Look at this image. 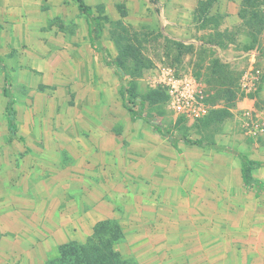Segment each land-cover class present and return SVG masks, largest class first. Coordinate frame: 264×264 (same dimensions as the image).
<instances>
[{
	"label": "rangeland",
	"instance_id": "obj_1",
	"mask_svg": "<svg viewBox=\"0 0 264 264\" xmlns=\"http://www.w3.org/2000/svg\"><path fill=\"white\" fill-rule=\"evenodd\" d=\"M57 1L75 6L74 12L56 15L54 0H0V52L24 155L30 156L28 170L70 166L66 138L81 135L88 141L112 124L122 140L114 165L145 171L147 186L141 194L158 202L222 197L230 170L237 167L240 141L264 138L262 6L256 7L258 17L243 8V22L223 31L224 18L207 16L211 4L199 3L194 16L183 17L188 26L185 36H178L167 30L175 25L165 23L159 0H83L102 21L101 43L112 57L120 54L123 60L120 79L89 47L86 17L76 0ZM218 39H225L224 46H217ZM167 68L200 80L207 106L201 119L172 110L154 83ZM122 80L134 100L143 103L142 118L134 122L120 103ZM246 99L255 100L249 111L242 105ZM147 120L206 147L179 143L178 152ZM80 169H88V160Z\"/></svg>",
	"mask_w": 264,
	"mask_h": 264
},
{
	"label": "crops",
	"instance_id": "obj_2",
	"mask_svg": "<svg viewBox=\"0 0 264 264\" xmlns=\"http://www.w3.org/2000/svg\"><path fill=\"white\" fill-rule=\"evenodd\" d=\"M54 1L56 15L74 12L75 6ZM159 1L165 23L175 25L167 30L178 36H185L188 26L183 17L194 16L199 3L206 1L211 4L207 16L224 18L221 30H235L234 25L243 22L239 17L243 0ZM261 6L264 9V0ZM218 40L217 46H224L225 39ZM0 58L4 73L0 79V264H46L60 246L85 242L94 227L107 220L118 222L122 229L123 239L115 251L127 264H264L262 136L246 137L239 144L240 154L261 164L251 170L256 186L244 185L237 158L236 170H230V183L219 198L158 202L141 194V187L147 186L145 171L114 165L121 157L122 140L112 124L88 141L81 135L67 137L70 166L28 170L30 156L24 155L17 113L15 134L9 133L1 52ZM254 101H242L245 110ZM85 160L88 169L81 170Z\"/></svg>",
	"mask_w": 264,
	"mask_h": 264
},
{
	"label": "trees",
	"instance_id": "obj_3",
	"mask_svg": "<svg viewBox=\"0 0 264 264\" xmlns=\"http://www.w3.org/2000/svg\"><path fill=\"white\" fill-rule=\"evenodd\" d=\"M263 0H243L239 17L243 20V8L253 9L251 16L258 17V10L256 7H260ZM78 11L86 17L87 33L89 36L90 48L100 53L104 64L107 67L112 68L113 73L120 79H122V73L120 66L123 60L120 54L117 57H112L107 48L103 46L100 40L102 21L99 16H95L92 9L84 3L83 0H76ZM125 16L124 14L122 15ZM263 21H257V24H262ZM113 41L119 51L118 42ZM0 69L2 68V61L0 58ZM4 96L7 98L6 113L7 124L9 133L15 134L16 126L14 124L16 112L13 108L15 100L10 92V83L8 76L5 75V88ZM120 98L121 105L129 115L131 122H134L138 118H142L141 110L143 107L142 102H137L131 94V91L127 87L125 80L121 81L120 86ZM137 107V108H136ZM147 123L157 130L159 134L164 136L170 146L179 152L177 143L181 142L186 145H193L199 148H205L206 145L200 140H191L187 137L178 138L170 133L169 128L159 127L157 124L147 120ZM236 157L241 162V176L243 183L246 187L255 185L256 181L251 177V170L255 167L261 166L258 162L248 160L245 156L238 153ZM123 239V233L118 222L113 220H107L98 223L93 230L90 237L83 243L69 242L63 246H60L57 251V255L48 260L46 264H127L126 260H123L119 254L115 251V246Z\"/></svg>",
	"mask_w": 264,
	"mask_h": 264
},
{
	"label": "built area",
	"instance_id": "obj_4",
	"mask_svg": "<svg viewBox=\"0 0 264 264\" xmlns=\"http://www.w3.org/2000/svg\"><path fill=\"white\" fill-rule=\"evenodd\" d=\"M250 78L253 79L254 76L251 75ZM254 80L255 78L250 83ZM154 83L164 91L170 107L177 115L198 120L207 114V106L202 95L203 85L200 80L167 68L154 79Z\"/></svg>",
	"mask_w": 264,
	"mask_h": 264
}]
</instances>
